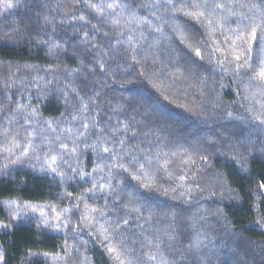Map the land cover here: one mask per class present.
<instances>
[{
    "label": "trees",
    "instance_id": "1",
    "mask_svg": "<svg viewBox=\"0 0 264 264\" xmlns=\"http://www.w3.org/2000/svg\"><path fill=\"white\" fill-rule=\"evenodd\" d=\"M12 2V9L0 8V224L9 225L0 227V252L7 264H118L101 226L133 264H159L160 255L147 260L157 237L169 260L178 261L173 249H181L178 264H264V226L253 211L258 204L264 215L256 195L264 181V126L247 111L246 80L208 64L207 55L203 68L186 71L190 52L174 25L189 35L198 29L210 45L208 29L162 6L146 7L165 0ZM242 2L247 12L259 0ZM226 34L218 28L212 39L226 47ZM261 102L251 101L257 109ZM53 156L55 172L48 167ZM133 156L148 168L151 187L112 167L135 172ZM189 157L195 163H184ZM165 161L171 177L160 168ZM85 205L102 210L90 227L81 223ZM50 209L62 219L53 220ZM166 232L177 235L171 247ZM193 240L198 248H189Z\"/></svg>",
    "mask_w": 264,
    "mask_h": 264
},
{
    "label": "snow or ice",
    "instance_id": "2",
    "mask_svg": "<svg viewBox=\"0 0 264 264\" xmlns=\"http://www.w3.org/2000/svg\"><path fill=\"white\" fill-rule=\"evenodd\" d=\"M160 6L164 7L166 12L172 14L179 13L184 17L200 23L208 29L209 39L211 40L210 45L198 38V29L194 30L192 34L189 35L183 28H180L178 25H174V29L177 31L180 43L190 52L189 60L191 63L186 71L195 73L198 69L203 68V65L199 62L204 61L205 55H207L208 64L222 70L225 74H232L238 82L242 83L246 80L247 83L244 86V92L246 95L244 98L250 102L247 111L251 115V119L255 124L258 126H264V102L260 103L259 109L251 103V101L257 97L264 98V0H259V2L252 3L250 6H247V12L243 11L246 5L242 2V0H229L227 3H209V0H165L163 5H147L146 7L151 8ZM13 7H15V4L12 0H0V8L7 10L12 9ZM90 7L94 10L99 8L101 14H103V9L100 8V6L91 4ZM107 7L109 9H113L114 7H119V5L109 3ZM65 15H68V13L66 12ZM132 15L134 19L135 14ZM155 18L158 21L163 19L160 15H156ZM80 19L83 20L84 17H80ZM172 19H175L174 15ZM45 22H47V18H45ZM132 22L133 21L131 20L129 21V23ZM144 22L150 23L151 21L145 19ZM231 22L235 23V28L231 27ZM114 23L118 24L119 20L114 21ZM218 28L227 33L224 35V40L227 42L226 47L222 48L217 40L212 39L213 34ZM155 31L162 32V29L157 27ZM141 35L143 36V33H141ZM131 38L132 37H129V39ZM242 72L246 75H242ZM179 79H181V76L174 74V81ZM221 87H223V85H221ZM237 94L239 95V92ZM84 107L87 108V105H84ZM228 116L231 117L232 113L229 112ZM241 118L242 117H237V119ZM84 127L87 128L88 125L85 124ZM120 143L123 144L124 141L121 140ZM14 147H20V145L14 144ZM61 147L67 151V145H61ZM75 152L76 149L74 147L71 149V154H75ZM103 152L111 153V149L105 147L103 148ZM27 154V150H25L24 155L27 156ZM173 155H175V153H173ZM200 159L206 161L207 157L201 156ZM145 160L150 166L151 161L148 160L147 157H145ZM56 163L57 157H51V162L48 167L53 172L56 171V168L53 167ZM169 163V161H165L163 165H160V168H162L165 173L171 177V173L167 170V165ZM184 163H195V161L191 160V157H189V160L184 161ZM129 165L135 168V172H130L129 166H126L123 163L112 165V167L122 169L124 173L131 176L132 180L137 181L143 187L152 186L155 181L149 176L148 168L145 167L144 163H140L139 160L133 156ZM73 171H75V169H73ZM85 175L90 174L86 173ZM176 178L181 182L185 180L184 175H179ZM125 179H127V177H125ZM107 186L109 188L112 187L111 181L108 182ZM95 187L96 185H93V188ZM103 187L104 186L101 185V189H103ZM179 187H183V183H181ZM175 190V188L172 189V191ZM68 195L71 196V193ZM256 195L258 200L264 199V181L259 183L256 189ZM258 207V204L253 205V211H256L258 217L256 223L264 226V215H261V213L257 211ZM31 210L35 213L37 208L33 206ZM52 211L56 213L53 219L58 221L62 219V212H58L56 209H52ZM69 211L70 209L68 208L63 209V213H67ZM130 211H137V209H130ZM96 212H101L102 214V210L89 208L85 205V211L81 215V223L85 226H92L93 221L95 220L93 213ZM40 216L46 217V213L42 208L40 209ZM13 218L15 219V216ZM44 224L45 227L48 226L47 218L44 219ZM124 224H128L127 219L124 220ZM8 226L9 225L7 224H0V227L2 228H7ZM63 227L67 228L68 224L64 223ZM117 227H119V225H117ZM99 235L103 238V241H107L105 244L107 254L111 258L115 259L118 264H133V260L128 258L126 252L111 242V237L107 228L101 226ZM164 237L170 242V247L171 242L177 240L175 232H166L164 233ZM163 242L164 240L161 237H157L154 241H149V246L154 248L155 252L147 255L148 261H157L158 255H160L159 264H178V261H183L185 259L183 252L179 248L173 249L174 252L179 254L178 261L169 260L167 257H164L160 253V248ZM198 246V240H193L189 244V248L191 249L198 248ZM65 248L67 250V254L71 255L72 246L67 245L66 242ZM44 255L47 254L45 253ZM0 264H7L5 254L3 252H0Z\"/></svg>",
    "mask_w": 264,
    "mask_h": 264
},
{
    "label": "rangeland",
    "instance_id": "3",
    "mask_svg": "<svg viewBox=\"0 0 264 264\" xmlns=\"http://www.w3.org/2000/svg\"><path fill=\"white\" fill-rule=\"evenodd\" d=\"M251 132L254 134V133H256L257 131H256L254 128H252V131H251ZM25 209H28V208H25ZM22 210H23V209H22ZM49 212H50L49 214H52V213H53L52 209H50ZM45 213H48V212L46 211ZM54 216H55V215H54ZM54 216H53V217H54ZM53 217H52V218H53ZM53 220H55V219H53ZM55 221H58V220H55Z\"/></svg>",
    "mask_w": 264,
    "mask_h": 264
}]
</instances>
